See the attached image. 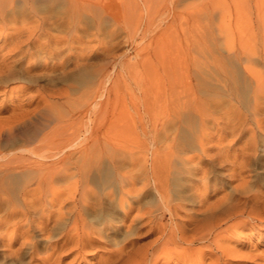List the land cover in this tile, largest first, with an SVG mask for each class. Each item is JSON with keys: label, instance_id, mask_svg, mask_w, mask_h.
Returning a JSON list of instances; mask_svg holds the SVG:
<instances>
[{"label": "bare ground", "instance_id": "1", "mask_svg": "<svg viewBox=\"0 0 264 264\" xmlns=\"http://www.w3.org/2000/svg\"><path fill=\"white\" fill-rule=\"evenodd\" d=\"M46 2L63 9L48 13L38 6ZM80 10L100 12L84 0H0V94H6L4 82L22 79L30 85L14 91L40 97L32 109L25 106L20 121L0 130L2 264H233L236 257L264 264V255H244L226 244L236 241L239 228H258L264 235V181L246 177L249 163L264 166V117L252 116L255 128L248 129L245 116H206L200 112L204 108L194 107L197 116H162L159 123L151 120L154 116L150 123L139 119L146 138L141 145L108 141L115 119L90 115L107 91L109 75L103 69L98 74L79 70L87 60L77 51ZM45 77L65 83L39 84ZM91 77L98 82L82 90L79 102L92 112L82 127L77 125V91ZM252 84L256 107L264 103V91L258 88L262 82ZM17 100L21 108L25 103ZM246 129L249 139L234 145ZM226 163L229 182L237 183L218 194L219 180L209 181L208 165ZM102 170L112 176L109 187H103ZM172 170L181 175L173 180L189 192L191 208L181 203L183 197L181 202L174 197L168 179ZM145 196L150 199L144 201ZM113 219L119 224L114 226Z\"/></svg>", "mask_w": 264, "mask_h": 264}, {"label": "rangeland", "instance_id": "2", "mask_svg": "<svg viewBox=\"0 0 264 264\" xmlns=\"http://www.w3.org/2000/svg\"><path fill=\"white\" fill-rule=\"evenodd\" d=\"M84 1L91 4V9L94 8L95 11L97 8L100 12L96 10L97 13L94 14L89 10L83 12V9L80 10L82 13L80 12L78 17L79 46L77 51L81 56L85 54L87 60H85V65H80L79 70H89L90 73L98 74L99 69H103L108 73L109 80L106 83L107 91L99 99L97 98L99 103L94 113L91 112L92 114L86 112L87 105L84 102L80 103L83 97L82 90L89 86L92 87L98 80L91 77L88 84L79 88L77 91L78 111L76 110V114L77 121L79 120L77 125L82 126L86 121V116L90 114L97 119L100 116L106 119L111 117L115 119V122L110 125L107 132L108 141L123 139L124 142L132 141L130 143L141 145L146 142V138L140 132L139 119L144 123H150L149 116H154L151 120L155 119L156 123H159L162 116H191V114L197 116V112L193 114L195 113L193 108H204V111L200 109V112H204L206 116H217L218 114V116H245V126L248 129V126L250 129L255 128L252 116L257 114L256 116L264 117V103L261 102L254 107L251 94L252 87L255 85L252 83L262 82L264 84V0ZM38 6L55 15L63 9L62 4L57 5L53 2ZM102 9H104L103 12ZM243 55L248 58L245 57V60ZM215 61H218L216 66ZM242 65L247 69H244ZM222 70L226 74L222 73ZM45 78L39 80L38 83L47 86L48 83L58 86H63L65 83L62 80H58L61 84ZM78 78L81 80V77ZM222 78H225L226 83L222 82L226 85L221 83V80H224ZM24 81L14 79L3 83L6 94H0V130H5L16 124L18 120L20 121L18 115L21 111H25V106L27 110H30L40 101L37 95L32 96L33 98H26L30 93L22 95L21 90V92L17 91L20 85L27 86L28 83L30 85V82ZM229 82L231 84L234 82L233 87ZM262 84L258 85V88L262 87V90H258L264 91ZM87 85L89 86L86 87ZM248 85V89L245 90ZM15 89L17 90L14 91ZM224 92L229 96L227 97ZM262 93L264 92L260 94ZM17 98L25 103L21 108L17 105L19 104ZM57 101L60 103L62 99ZM60 107L66 111L68 104L63 103ZM251 109L255 111V114ZM132 121H135L136 127H132ZM177 134L179 135V132ZM249 135L246 129L242 137L233 140L234 145L241 144L243 139L248 140ZM179 139L177 136V140ZM102 140L103 138H100V141ZM84 142L90 143L91 140L86 139ZM228 142L232 143V140ZM226 166L228 167L227 163L222 167L208 165L211 172L208 174L209 181L216 178L219 180L216 187L222 192L218 194L229 192L237 183V181L229 182ZM106 174L104 170L99 173L101 177H106L102 178L103 187H109L111 180L109 177H112ZM176 175L173 170L169 173V187L178 200L181 197L184 198V201H179L185 204V208H191L195 203H192L193 200L189 197H185L189 192L183 184L180 185V180L177 182L180 174L177 175L176 181L173 180V176ZM254 176L264 181V166L255 167L249 163L246 177L251 182ZM145 197L147 198H144V201L150 199V196ZM147 204H150V201L144 205ZM113 222L114 226L119 224L116 219H113ZM238 232L240 236H236V241L227 242L226 244H230L228 246H234L236 250L240 249L244 255L250 253L264 255V235H261L260 229L255 228L251 231L248 228H239ZM234 259L233 264H253L252 260H247L248 258L236 257ZM255 262H261V260L255 258L254 264ZM0 264H2L1 261Z\"/></svg>", "mask_w": 264, "mask_h": 264}]
</instances>
